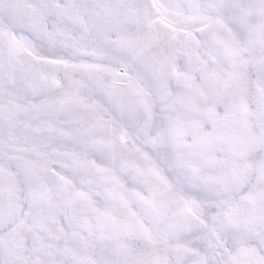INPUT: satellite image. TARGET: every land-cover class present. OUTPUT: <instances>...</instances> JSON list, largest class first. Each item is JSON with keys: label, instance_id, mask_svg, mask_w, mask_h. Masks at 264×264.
<instances>
[{"label": "snow or ice", "instance_id": "1", "mask_svg": "<svg viewBox=\"0 0 264 264\" xmlns=\"http://www.w3.org/2000/svg\"><path fill=\"white\" fill-rule=\"evenodd\" d=\"M0 264H264V0H0Z\"/></svg>", "mask_w": 264, "mask_h": 264}]
</instances>
